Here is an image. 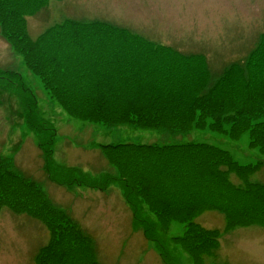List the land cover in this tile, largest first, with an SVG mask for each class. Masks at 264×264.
Masks as SVG:
<instances>
[{"label":"rangeland","instance_id":"obj_1","mask_svg":"<svg viewBox=\"0 0 264 264\" xmlns=\"http://www.w3.org/2000/svg\"><path fill=\"white\" fill-rule=\"evenodd\" d=\"M8 1L15 4L0 6V78L3 77L0 79V159H11L13 173L38 184L46 195L47 206L63 209L84 241L76 238L78 235L71 229L68 231L72 237L65 243L52 245L53 226L44 220L47 213L42 199L35 197L29 188H21V180L0 166V264H164L155 244L146 240L142 227L134 220L120 183L115 182L100 193L86 187L58 186L48 180L45 156L38 142L46 141L50 135L48 132L35 135L25 126L22 97L17 93L21 88L4 79L7 73L20 74L36 98L34 111L39 121L54 130L51 155L54 171L59 170L62 175L77 169L95 181L104 174L118 176V170L110 165L109 154L123 157L119 152H111L107 158L101 145L153 144L161 140L147 124L136 128L131 125L130 116H122L137 103L176 104L166 98L165 90L138 84L140 78L167 77L184 83L180 94L183 103L190 106L205 84L212 85L216 77L240 65L242 70L232 69V73L241 83L232 81L229 92L200 94L204 98L198 105L211 115H204L201 127L197 125L193 132L197 140L232 149L239 163H257L261 160L259 154L249 144L251 136L256 138V145L264 143V127L257 128L253 135L249 131L237 132L238 140L231 137L233 118L226 116L231 120L230 124L225 120L228 126L218 116L221 107L240 119L249 115L253 105L260 106L259 111L252 112L256 119H261L258 116L264 113L263 95L257 97L261 88L253 79L248 80L253 65L250 62L257 59L255 50L264 42V0ZM21 12L35 13L22 18ZM80 22H87L85 30L77 27ZM20 27L26 29L28 42L37 44L34 52H23L20 44L16 49L9 43V34L18 28L20 31ZM25 56H29V63L25 62ZM33 56L37 59H32ZM141 61L143 67L138 69ZM130 81L134 87L126 86ZM13 83L17 84L18 80L13 79ZM234 86L244 89L245 94L232 96ZM134 88L149 90L153 93L152 100L133 97ZM116 90L120 95L114 96ZM97 98L104 99V102L99 100L103 103V114L114 113L107 120L119 124L117 127L88 122L100 121L95 116ZM174 119L167 116L160 120L173 122ZM213 119L212 126L209 121ZM231 180L240 184L242 178L233 174ZM248 181L264 184V164ZM155 194H159L158 190ZM243 203L246 204L243 212L234 209V205L217 204L218 210L199 214L197 223L206 230L216 231L218 240L201 243L200 247L206 249L200 250L196 260L180 245L168 241L176 264H264L261 212L264 195L249 196ZM226 207L231 215H239L234 222L245 224L228 227L226 210L222 211ZM168 222L167 240L183 234V225L172 219ZM72 238L79 248L69 243ZM88 245L92 258L84 248ZM73 248L75 251L71 252ZM65 250L73 253L75 260L69 254L62 258L52 253Z\"/></svg>","mask_w":264,"mask_h":264},{"label":"trees","instance_id":"obj_2","mask_svg":"<svg viewBox=\"0 0 264 264\" xmlns=\"http://www.w3.org/2000/svg\"><path fill=\"white\" fill-rule=\"evenodd\" d=\"M10 4L15 3L9 2L8 0H0V6L2 7ZM27 5L33 6L31 4ZM13 8L18 7L15 6ZM2 13L4 16V12ZM34 13L21 12L20 14L23 15L21 16L23 18L24 16L34 15ZM0 19L2 20V17ZM86 24L80 22L76 25H79L77 26L79 30H85L84 27ZM27 36L26 29L24 30L20 27V31L18 28L14 33L9 34V43L16 49L18 47L17 44H20V46H23V52H34L37 44L29 43L28 38H26ZM255 52L253 54L257 57L255 60L257 64L255 61L250 62L253 65L248 80L253 79V83L261 88V90L257 91V97L260 99L259 95H263V107L261 106V109L264 110V80H262L264 78V42L262 45H259ZM24 59L26 63L30 62L29 56H25ZM32 59L37 58L33 56ZM142 67L143 64L141 61L137 64V68L142 69ZM232 69L242 70L240 65H235L230 71L228 70L216 77L212 85L205 84L202 91L196 94L193 97L194 99L190 101V106L183 103V98L180 94L181 87L184 83L170 80L167 77H155L151 79L144 76L140 78L138 84L143 83L148 88L156 87L165 90L166 98L174 101L176 104L173 106H154L150 103H137L132 109L126 110V113L122 116L131 117L132 121L130 122L133 123L131 125L136 128H141L147 124L150 127L149 130L157 133V138L161 137V140L153 142V144L126 143L119 145H101V148L103 147V150L107 153V158L108 153L111 152H119L123 154V157L121 155L119 158H114L112 154H109L110 165L118 170V176L112 177L111 175L104 174L101 180L95 181H93V178L86 177L84 173H80L77 169H70L62 175L59 174V170L54 171L51 160L53 153L52 147L55 139L54 130L48 128L44 121H39L37 113L34 111L37 104L36 98L31 94L29 88L25 86L20 74L11 73L13 74L11 79V74L7 73L6 79L4 80L9 83L11 82V85L15 87L21 88V91L17 93L22 97L21 102L25 112V126H28L29 130L35 135L41 136L42 133L46 132L50 135L46 141L42 142L40 140L38 142L39 149L45 156L44 167L48 180L62 187L79 186L102 192L106 191L111 184L115 182L120 183L125 200L132 210L133 218L142 227L146 240L155 244L164 264H176V260L169 250L168 241L170 242L171 240L173 244L180 245L192 260H196L200 250L206 249L205 246L200 247L201 243H204V241L214 243L218 240L216 231L206 230L197 223L199 214L201 215L207 210H218L216 208L217 204L220 206L234 205V209L238 208L243 212V207L246 206L243 202L247 197H260L264 195L263 183L248 181L264 164V143L256 145V138L251 136L252 142L249 145L257 150L259 154L257 156L261 160H258L259 163H239L238 159L236 160L234 157L233 152L218 144L197 140L194 137L195 133L193 131L197 125L203 122V116L206 114L211 115V112L198 105L197 102H202L204 98L200 94L211 91L217 94H221L223 91L227 93L229 92L228 85L232 81L241 83L236 79L235 74L232 73ZM257 75H259L260 80L257 79ZM0 79H3V77ZM13 79L18 80V83H13ZM132 84L133 81H130L126 86L134 87ZM122 89L121 87L120 91L124 93L125 91ZM120 91L116 90L113 92L114 96L120 95ZM100 94L102 93H98L97 95ZM244 94V89L235 86L231 92V95L234 97H242ZM110 96H112V93ZM133 97L139 100L151 101L153 93L149 90L139 91L134 88ZM168 97H173V99ZM97 100L98 102L99 100L104 102V99L97 98ZM177 101L180 103H177ZM177 104L180 105L178 108H176ZM197 106H199V109L196 108ZM253 106L249 115H246L242 119L236 114L226 113L227 108L221 107V114L219 113L218 116V120H221L220 122L229 126L231 120L230 118H226V116L233 118L232 126H230V132L233 133L232 138L237 137V132L249 131L253 135L257 128L264 127V113L262 114L261 112L259 114L258 118L261 116V119H256V116L252 115V112L259 111L260 106L257 108V105ZM95 109V116L99 117L100 121H88L89 123H98L111 128L119 125L115 124L114 121L107 120V116L112 117L114 113L111 115L107 113L103 114L104 108L102 102H99ZM241 110L242 108L237 111ZM70 116L73 117V115ZM167 116L175 117V121L164 122L160 120L162 118L166 119ZM214 121V119L209 121V124L213 126ZM246 124H249L247 128L244 127ZM192 127L194 128L192 129ZM199 127L201 126L199 125ZM222 130L227 132V128ZM235 139H238V137ZM12 163L13 161L9 158H4V160L0 159V166L4 167L5 172L8 174L12 172ZM11 174L12 176L14 174L18 180H21L19 181L21 188H29L35 197L42 199L47 213L44 220H47L53 226L50 229L51 241L54 243L52 245L65 243L72 237L68 231L71 229L75 232L74 235H78L75 236L76 238L79 237L81 242L84 241L79 229L72 224V221L63 212L47 206L46 195L38 184L27 181L18 173L12 172ZM233 174L242 178L240 184L233 183L231 180ZM150 188L152 192H150ZM157 190L159 194H155ZM256 209L258 212V208ZM224 210H226L228 227H240L245 224L244 222H234L233 220H237L239 215L236 213L231 215L228 213L227 207L222 211L224 212ZM261 212L264 216V210ZM171 219L183 225L184 232L181 236H171L167 240V236L170 233L168 229L170 228L168 227L170 221L168 222V220ZM163 235H166V239L163 238ZM193 241L195 243L191 246V242ZM69 243L75 248L76 241L74 238ZM47 247L46 250L48 249ZM74 248L70 251H75ZM77 248H79L78 245ZM84 248H86L88 256L92 258L91 246L88 245ZM71 252L65 250L52 253L61 255L60 257L62 258H65L69 254L73 257V261L75 260V256ZM74 254L76 255V253ZM88 256L85 255L89 259ZM91 261L94 263L93 260Z\"/></svg>","mask_w":264,"mask_h":264},{"label":"crops","instance_id":"obj_3","mask_svg":"<svg viewBox=\"0 0 264 264\" xmlns=\"http://www.w3.org/2000/svg\"><path fill=\"white\" fill-rule=\"evenodd\" d=\"M85 198V196H83Z\"/></svg>","mask_w":264,"mask_h":264}]
</instances>
